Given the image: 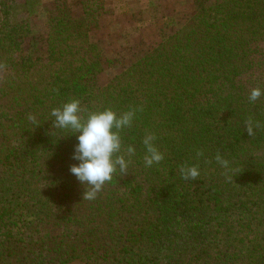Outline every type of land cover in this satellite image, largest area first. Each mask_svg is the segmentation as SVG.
<instances>
[{
    "label": "trees",
    "instance_id": "trees-1",
    "mask_svg": "<svg viewBox=\"0 0 264 264\" xmlns=\"http://www.w3.org/2000/svg\"><path fill=\"white\" fill-rule=\"evenodd\" d=\"M39 1L0 0V264H264V95L248 99L264 81H240L264 38V0H194L181 30L101 89L98 0H79V18L55 0L45 55L16 60ZM73 99L85 118L134 112L127 173L91 201L69 173L75 137L50 115ZM146 135L164 156L149 168ZM186 166L199 176L183 179Z\"/></svg>",
    "mask_w": 264,
    "mask_h": 264
},
{
    "label": "rangeland",
    "instance_id": "rangeland-1",
    "mask_svg": "<svg viewBox=\"0 0 264 264\" xmlns=\"http://www.w3.org/2000/svg\"><path fill=\"white\" fill-rule=\"evenodd\" d=\"M72 16L79 18L83 9L79 0H62ZM23 3L24 0H17ZM101 11L97 29L89 41L101 55V69L95 86L103 88L130 68L139 57L154 50L164 39L181 30L195 11L194 0H98ZM55 0H40L28 17L31 34L22 43L16 60L21 61L34 50L46 52L47 14L54 10ZM251 71L242 76L243 86L253 88L264 81V38L252 43ZM5 75L0 71V79ZM69 264H84L73 261Z\"/></svg>",
    "mask_w": 264,
    "mask_h": 264
},
{
    "label": "clouds",
    "instance_id": "clouds-1",
    "mask_svg": "<svg viewBox=\"0 0 264 264\" xmlns=\"http://www.w3.org/2000/svg\"><path fill=\"white\" fill-rule=\"evenodd\" d=\"M261 95H264V90L256 87L251 90L248 99L254 102ZM81 112L80 101L73 99L61 107L53 108L50 115L54 118L56 129L70 130L73 133L71 136L75 137L71 159L77 163L69 166V173L83 186L82 198L91 201L106 182L113 180L117 171L127 173L135 149L123 145L121 131L131 126L134 112L127 111L117 116L110 108H105L88 113L86 118L82 117ZM259 126L258 122L249 118L245 124L247 134H253V129ZM154 139V136L146 135L142 141L145 147L143 164L146 168L164 159L155 147ZM216 160L222 167L228 168L227 160L219 155ZM180 174L185 180H194L200 173L198 167L186 166L181 167Z\"/></svg>",
    "mask_w": 264,
    "mask_h": 264
}]
</instances>
